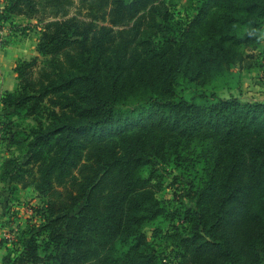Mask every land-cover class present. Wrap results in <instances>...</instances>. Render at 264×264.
<instances>
[{
    "label": "trees",
    "instance_id": "16d2710c",
    "mask_svg": "<svg viewBox=\"0 0 264 264\" xmlns=\"http://www.w3.org/2000/svg\"><path fill=\"white\" fill-rule=\"evenodd\" d=\"M16 17L43 28L0 98L21 154L0 208L32 186L44 217L3 264H264V103L218 93L253 57L264 0H202L183 27L169 0H4L26 34ZM158 163L186 185L185 232L164 176L143 175Z\"/></svg>",
    "mask_w": 264,
    "mask_h": 264
},
{
    "label": "rangeland",
    "instance_id": "374dc122",
    "mask_svg": "<svg viewBox=\"0 0 264 264\" xmlns=\"http://www.w3.org/2000/svg\"><path fill=\"white\" fill-rule=\"evenodd\" d=\"M202 0H169V8L174 13V21L182 22L180 27H183L186 22L196 16L198 8ZM0 9L4 7V0H0ZM86 11L82 10L78 3H75L70 9V16L79 14L84 16ZM17 22L15 26L27 27V33L21 34L15 31L16 35L27 36L29 41L26 46L33 47V42H38L42 23H37V20L28 21L23 17H16ZM7 25H3V28ZM261 37L256 50H250L253 57L246 59L241 66L232 69L229 75V84L218 89L221 97L229 98L236 96L244 101L263 102L264 103V26L261 30ZM19 34V35H18ZM156 48L162 45L161 38L152 39ZM37 45V44H36ZM2 119L0 117V166L6 159H18L21 157L20 151L16 147H10L8 142L2 141L3 129ZM152 168H155L164 177L166 187L163 191L164 197L172 209L177 213V218L174 221L175 226L185 232V213L190 205L189 198L185 195L186 185L173 184L171 179L174 175L179 174L175 166H167L163 163L149 166L143 171V175L147 177ZM4 184H0V199L5 197L7 200L9 193L4 191ZM19 201L7 202L0 208V261L3 264V258L9 248L22 249L21 240L23 239V232L32 227L34 224H41L43 222V207L44 203L40 198L36 197L34 187L23 188L20 191ZM0 200V202H1ZM165 254V253H164ZM167 259L173 260L174 253L168 254Z\"/></svg>",
    "mask_w": 264,
    "mask_h": 264
},
{
    "label": "crops",
    "instance_id": "0c3cea01",
    "mask_svg": "<svg viewBox=\"0 0 264 264\" xmlns=\"http://www.w3.org/2000/svg\"><path fill=\"white\" fill-rule=\"evenodd\" d=\"M16 34L8 24L0 30V98L6 92L13 91L17 85V73L15 72L17 62L20 59H30L37 55V41L33 42V47L28 48L26 43L29 38ZM0 252L2 253V248Z\"/></svg>",
    "mask_w": 264,
    "mask_h": 264
},
{
    "label": "built area",
    "instance_id": "2783aa9c",
    "mask_svg": "<svg viewBox=\"0 0 264 264\" xmlns=\"http://www.w3.org/2000/svg\"><path fill=\"white\" fill-rule=\"evenodd\" d=\"M2 12H3V8L0 9V30L3 28V22L1 21Z\"/></svg>",
    "mask_w": 264,
    "mask_h": 264
}]
</instances>
